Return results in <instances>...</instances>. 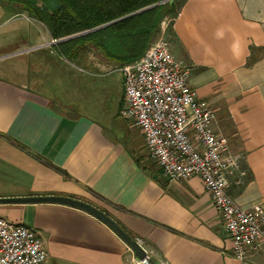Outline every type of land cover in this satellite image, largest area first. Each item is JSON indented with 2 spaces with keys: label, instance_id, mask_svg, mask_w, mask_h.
<instances>
[{
  "label": "crops",
  "instance_id": "obj_1",
  "mask_svg": "<svg viewBox=\"0 0 264 264\" xmlns=\"http://www.w3.org/2000/svg\"><path fill=\"white\" fill-rule=\"evenodd\" d=\"M168 21L172 55L189 67V84L215 112L212 130L239 158L229 195L243 209L264 210V0H182ZM40 23L38 36L0 54V199L88 203L154 264H264V241L243 261L232 257L199 177L162 175L142 132L120 115L123 76L118 85L99 73L112 61L74 67L80 58H65ZM0 217L35 232L46 264H136L126 243L81 210L0 204Z\"/></svg>",
  "mask_w": 264,
  "mask_h": 264
},
{
  "label": "built area",
  "instance_id": "obj_2",
  "mask_svg": "<svg viewBox=\"0 0 264 264\" xmlns=\"http://www.w3.org/2000/svg\"><path fill=\"white\" fill-rule=\"evenodd\" d=\"M120 71L124 95L120 115L142 132L150 156L168 181L202 180L230 239L232 257L243 261L264 241V210L259 204L243 209L229 195L239 158L231 153L227 139L212 130L215 112L189 84V67L158 36L139 60ZM46 260L35 232L0 217V264H46Z\"/></svg>",
  "mask_w": 264,
  "mask_h": 264
},
{
  "label": "trees",
  "instance_id": "obj_3",
  "mask_svg": "<svg viewBox=\"0 0 264 264\" xmlns=\"http://www.w3.org/2000/svg\"><path fill=\"white\" fill-rule=\"evenodd\" d=\"M7 1V0H6ZM24 5L35 19L49 28L54 39L90 31L78 38L58 44L60 53L78 60L89 47H94L112 62L122 65L139 60L160 33L162 21L173 17L182 0H172L134 14L165 0H11Z\"/></svg>",
  "mask_w": 264,
  "mask_h": 264
},
{
  "label": "rangeland",
  "instance_id": "obj_4",
  "mask_svg": "<svg viewBox=\"0 0 264 264\" xmlns=\"http://www.w3.org/2000/svg\"><path fill=\"white\" fill-rule=\"evenodd\" d=\"M162 4L164 3H161L160 5ZM23 6L24 5L18 4L11 0H0V42H3L2 44L0 43V54L11 52L18 47L21 40L38 36L39 31L41 28H43L42 24L37 19H35L33 14L22 9ZM168 31L170 32L169 21L166 19L162 21L160 25V33L158 36L167 40ZM103 57V54L97 49L94 47H89L80 56V60L78 62L74 61L72 64L74 67L81 69L82 67H87V69L88 67L94 68L99 66V60ZM11 62H14V60ZM122 66L117 62H111L109 67L100 70L99 73L106 75V78H104L105 81L109 82L113 80L119 85L120 81L122 80V74L119 69ZM64 67L65 66H62V68ZM2 68H6V64L5 66L0 64V73H7V71H4Z\"/></svg>",
  "mask_w": 264,
  "mask_h": 264
},
{
  "label": "water",
  "instance_id": "obj_5",
  "mask_svg": "<svg viewBox=\"0 0 264 264\" xmlns=\"http://www.w3.org/2000/svg\"><path fill=\"white\" fill-rule=\"evenodd\" d=\"M172 0H165L161 3H166ZM161 3H157L152 5L151 7H148L146 9L140 10L138 12H135L129 16H126L124 18H121L119 20L125 19L127 17H130L134 14L140 13L142 11L154 8L158 5H160ZM116 21H113L109 24L94 28L90 31H86L80 34H76L73 36H69L67 38H63L60 39L58 41V43L70 40V39H74V38H78L81 37L83 35H86L88 33H91L93 31L99 30L105 26L111 25L113 23H115ZM43 203H49V204H59V205H64V206H69L78 210H81L93 217H95L96 219H98L99 221H101L102 223H104L107 227H109L124 243H126V245L133 251L137 261H144V264H154L146 255L145 251L138 245V243L136 242L135 239L131 238L129 235H127L111 218H109L105 213H103L102 211L98 210L97 208H95L94 206L76 200V199H72L70 197H62V196H49V197H25V198H6V199H0V204H43Z\"/></svg>",
  "mask_w": 264,
  "mask_h": 264
}]
</instances>
